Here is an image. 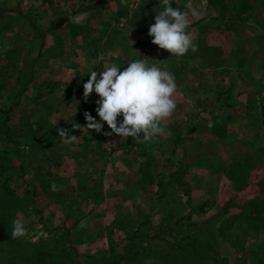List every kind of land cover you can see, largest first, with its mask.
<instances>
[{
  "label": "rangeland",
  "instance_id": "rangeland-1",
  "mask_svg": "<svg viewBox=\"0 0 264 264\" xmlns=\"http://www.w3.org/2000/svg\"><path fill=\"white\" fill-rule=\"evenodd\" d=\"M16 1L0 13V264H169L187 253L197 264H264V38L249 26L248 0H193L207 18L187 29L199 50L173 56L194 68L161 122L176 120V130L148 142L90 132L87 180L55 147L84 139L73 129V23L55 20L47 0ZM256 77V103L242 110L222 99L229 84L247 94ZM40 93L47 109L33 112ZM183 115L196 122L190 135ZM224 119L235 133L217 130ZM61 127L78 138L66 141ZM234 134L246 148L229 142ZM63 191L77 209L65 219ZM17 217L28 234L14 239Z\"/></svg>",
  "mask_w": 264,
  "mask_h": 264
},
{
  "label": "crops",
  "instance_id": "crops-1",
  "mask_svg": "<svg viewBox=\"0 0 264 264\" xmlns=\"http://www.w3.org/2000/svg\"><path fill=\"white\" fill-rule=\"evenodd\" d=\"M170 2L173 7H178L181 11L186 10L184 6L187 1L170 0ZM46 3H50L51 8H54V11H58V14L55 16L56 19L54 15H52V18L54 17L53 19L57 20L58 22L63 18L65 23H69L70 15L74 16L80 13L86 14L83 22L79 25L74 24L71 21L73 23V28H71L70 35L71 37L75 38V40L72 43L71 50H69L70 52H67L72 54V66L74 67L73 77L78 79L75 80L74 83L77 81L79 86V92L76 94V100L79 101V103H77L79 110L75 111L74 116L76 120L73 121V125H86L87 121L84 117V113L86 111L91 112V114L96 117V119L99 118L95 111L97 107L95 101L99 99L97 94L93 92L88 100H85L83 96V83L90 78V74H88L90 68H94L95 71L100 72L102 71L104 64L109 62L116 63L123 69L127 66L126 64L133 59L144 57L150 59V55L152 53H158L155 62L148 61L150 63L159 65L162 69H164L166 66V69L174 75L176 85L180 83V77H184L185 80L193 79L194 68L191 65V62H185L183 63V66L178 64L174 57L171 56L167 50L159 49L157 45L153 44L152 38L148 35L149 26L155 22L154 17L157 14L154 11V8H159L160 0H47ZM196 3L198 4V2ZM248 3L250 10L249 26L252 27L254 35L259 37L263 36L262 38H264V0H248ZM16 4V0H0V6L9 7L5 9L13 10ZM181 5L183 6L182 8ZM199 7V9L204 11L201 1ZM206 18L207 16H205V14L202 17H190V26L188 30L195 27V25L193 26L191 22ZM231 19H236L238 22L243 21L237 17H232ZM178 68L182 70L177 72ZM205 76L206 74L204 73V77ZM251 86L252 89H250L247 94H244L240 90L239 83L229 84L226 93H222L221 97L229 106H235L236 108L244 110L247 105L249 106V102L251 105L256 103L257 95L261 93L260 78L256 77ZM257 86H259V88H257ZM34 93L35 92H33V94ZM176 93L177 91L174 93L177 100L178 95ZM36 95L37 94H35L34 97H36ZM41 95L43 94L40 93L39 96ZM43 98L44 97L41 96L40 99H37V103L35 104L33 112H36L39 109H47L42 105L44 101ZM190 103L192 104V101H190ZM183 117L185 118L184 132L186 131V133L190 135V131L192 130L193 126L196 125V122H194L195 120L192 118H188L189 116L183 115ZM223 123H225L223 124L224 126L222 125L221 128H217V130L224 134H233L232 131H234V128L232 127L231 129L232 125H229L225 119ZM106 124L104 127L108 126H106ZM175 125L176 120L164 125L163 127L165 128V134L168 132H174V130H176ZM106 131H111V129L108 127ZM207 131L209 133V126ZM43 132L44 131L41 130L40 135H42ZM74 132L81 134L84 139L81 140L78 145L74 144L71 147L66 146L65 152L61 151V143L57 142L55 145L56 151L62 166H65L67 170H71V168L68 166L70 165L72 170L74 169V175H76L75 172H77L78 169H82L81 171H83L85 174L84 178L87 180L91 175L89 173L91 164L89 160L85 158L89 156L93 146V144L88 141L87 138L90 137V132H97L91 129L89 131L87 129L84 131L80 129H74ZM102 133L103 131L100 132V134ZM233 140L239 141L240 144L244 143V138L237 137L236 134H234L229 142H232ZM171 144L172 148H174V140L171 141ZM39 145L42 147L40 141ZM244 147L246 148V146ZM47 193L49 194V191ZM61 196L62 197L60 199H62V201L60 202L62 208L64 206L63 210L66 213L64 217L65 219L67 212H70V214L77 212L76 207H69L70 203L68 202L69 199L75 198L76 196H71L70 191H63ZM40 205L42 206V204ZM94 237L95 236H92V239ZM138 263L139 262L133 264Z\"/></svg>",
  "mask_w": 264,
  "mask_h": 264
},
{
  "label": "clouds",
  "instance_id": "clouds-1",
  "mask_svg": "<svg viewBox=\"0 0 264 264\" xmlns=\"http://www.w3.org/2000/svg\"><path fill=\"white\" fill-rule=\"evenodd\" d=\"M185 11L173 7L170 0H160L155 22L149 26L148 35L152 43L159 49L167 50L171 56H184L191 50H199L194 43L193 35L187 31L190 26V17H202L205 13L197 8L193 0H187ZM86 14L70 15L74 24H81ZM123 69L116 63L106 62L102 71L97 72L90 68V78L83 83V96L88 100L95 92L99 99L95 101V109L99 120L91 112H85L86 125L74 124V129L84 131L95 130L100 133L106 122L111 131H103L106 136L119 135L123 139L132 137L134 142H148L154 137L163 136L165 128L161 122L173 114L176 103L173 95L176 91V80L166 66L150 63L146 57L133 59ZM99 77V78H98ZM122 120L118 121V117ZM211 127V122L209 124ZM59 136L68 142L78 137L69 134L68 129L58 128ZM51 188L57 191L55 182ZM27 229L22 217L12 221V238L26 236Z\"/></svg>",
  "mask_w": 264,
  "mask_h": 264
},
{
  "label": "trees",
  "instance_id": "trees-1",
  "mask_svg": "<svg viewBox=\"0 0 264 264\" xmlns=\"http://www.w3.org/2000/svg\"><path fill=\"white\" fill-rule=\"evenodd\" d=\"M7 11H10V10H8V9H5V8H0V13H5V12H7ZM132 238H133V236H131ZM178 259V258H177ZM177 259H173V263H169V264H197L196 262L197 261H195L194 263L192 262L193 260H192V256H190V254H188L187 253V255H186V257H185V259H184V261L183 262H180V260H177ZM188 260H190V262H188ZM188 262V263H187ZM192 262V263H191ZM198 264H202V262L201 261H199V263Z\"/></svg>",
  "mask_w": 264,
  "mask_h": 264
}]
</instances>
